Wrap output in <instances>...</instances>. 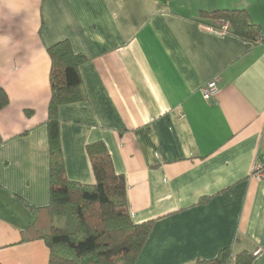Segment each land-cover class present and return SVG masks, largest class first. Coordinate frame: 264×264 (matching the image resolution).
<instances>
[{
  "label": "crops",
  "instance_id": "1",
  "mask_svg": "<svg viewBox=\"0 0 264 264\" xmlns=\"http://www.w3.org/2000/svg\"><path fill=\"white\" fill-rule=\"evenodd\" d=\"M218 10L248 12L264 36V0H0V264H49L21 235L28 206L51 202L48 48L64 40L85 57L86 95L59 108L66 177L95 184L86 147L105 143L132 220L154 222L136 264L225 249L264 264V38L206 25Z\"/></svg>",
  "mask_w": 264,
  "mask_h": 264
},
{
  "label": "trees",
  "instance_id": "2",
  "mask_svg": "<svg viewBox=\"0 0 264 264\" xmlns=\"http://www.w3.org/2000/svg\"><path fill=\"white\" fill-rule=\"evenodd\" d=\"M202 17L211 28L222 31L228 25L227 33L253 44L264 38L260 27L244 10L204 12ZM48 55L51 202L42 209L28 206L35 218L22 231L21 243L43 241L49 250V264H136L154 222L136 224L132 220L126 178L116 173L105 143L94 142L86 147L95 184L70 181L65 173L59 108L86 99L80 72L85 57L74 52L68 40L52 45ZM8 104V95L0 89V110ZM254 258L249 252L234 256L225 249L216 259L199 260L196 264H253Z\"/></svg>",
  "mask_w": 264,
  "mask_h": 264
},
{
  "label": "built area",
  "instance_id": "3",
  "mask_svg": "<svg viewBox=\"0 0 264 264\" xmlns=\"http://www.w3.org/2000/svg\"><path fill=\"white\" fill-rule=\"evenodd\" d=\"M223 28L224 29L222 31H218V32H226L228 25H224ZM261 41L263 40H260L259 42ZM218 92H219V88H218L217 79L208 82L202 89V95L207 102H210L213 98H215ZM254 175L257 178H263L264 177V166L257 167L254 171Z\"/></svg>",
  "mask_w": 264,
  "mask_h": 264
}]
</instances>
